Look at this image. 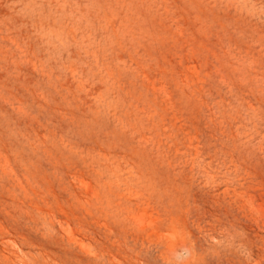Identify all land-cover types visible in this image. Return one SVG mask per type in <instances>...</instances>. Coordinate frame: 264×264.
Segmentation results:
<instances>
[{"label": "rangeland", "instance_id": "obj_1", "mask_svg": "<svg viewBox=\"0 0 264 264\" xmlns=\"http://www.w3.org/2000/svg\"><path fill=\"white\" fill-rule=\"evenodd\" d=\"M0 264H264V0H0Z\"/></svg>", "mask_w": 264, "mask_h": 264}]
</instances>
